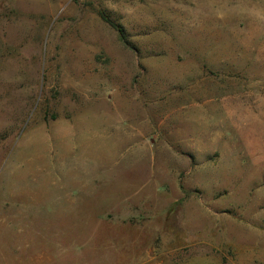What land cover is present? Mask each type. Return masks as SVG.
<instances>
[{"label":"rangeland","instance_id":"obj_1","mask_svg":"<svg viewBox=\"0 0 264 264\" xmlns=\"http://www.w3.org/2000/svg\"><path fill=\"white\" fill-rule=\"evenodd\" d=\"M0 264H264V0H0Z\"/></svg>","mask_w":264,"mask_h":264},{"label":"trees","instance_id":"obj_2","mask_svg":"<svg viewBox=\"0 0 264 264\" xmlns=\"http://www.w3.org/2000/svg\"><path fill=\"white\" fill-rule=\"evenodd\" d=\"M97 13H98V15L100 16V18H101L104 22H106L107 24H109L113 29H115V30L118 32L121 41H122L124 44L128 45V40H127V36H126V33H125L124 28H123L121 25L115 23V22L110 18V16L108 15L107 12H105V11H103V10H98Z\"/></svg>","mask_w":264,"mask_h":264},{"label":"crops","instance_id":"obj_3","mask_svg":"<svg viewBox=\"0 0 264 264\" xmlns=\"http://www.w3.org/2000/svg\"><path fill=\"white\" fill-rule=\"evenodd\" d=\"M132 127V126H131ZM128 130H131V128H129ZM121 132L123 133V132H128L126 129L124 130L123 128H122V130H121ZM135 136H136V134H134ZM136 141V138L135 137H132V141Z\"/></svg>","mask_w":264,"mask_h":264}]
</instances>
